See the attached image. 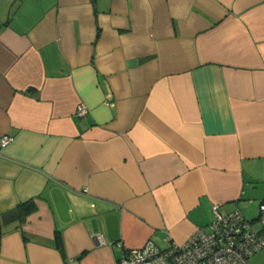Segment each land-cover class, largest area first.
Instances as JSON below:
<instances>
[{"label":"crops","instance_id":"obj_1","mask_svg":"<svg viewBox=\"0 0 264 264\" xmlns=\"http://www.w3.org/2000/svg\"><path fill=\"white\" fill-rule=\"evenodd\" d=\"M3 134L0 264H115L214 203L261 230L264 0H0Z\"/></svg>","mask_w":264,"mask_h":264},{"label":"built area","instance_id":"obj_2","mask_svg":"<svg viewBox=\"0 0 264 264\" xmlns=\"http://www.w3.org/2000/svg\"><path fill=\"white\" fill-rule=\"evenodd\" d=\"M78 114L86 108L78 105ZM14 140L9 134L0 136V146ZM258 221L261 230L253 227L238 210L222 213L219 204L211 206L213 217L207 228L198 227L183 242H170L159 247L153 240H147L139 248H132L115 264H249L248 258L264 248V203L259 205ZM99 244H104V236L91 233Z\"/></svg>","mask_w":264,"mask_h":264},{"label":"trees","instance_id":"obj_3","mask_svg":"<svg viewBox=\"0 0 264 264\" xmlns=\"http://www.w3.org/2000/svg\"><path fill=\"white\" fill-rule=\"evenodd\" d=\"M35 198H30L24 202H21L17 206L18 216L20 218L25 217L29 212L33 211L36 208ZM54 245L58 248L62 253L64 252L62 246L61 235L58 230L55 231L54 235Z\"/></svg>","mask_w":264,"mask_h":264}]
</instances>
